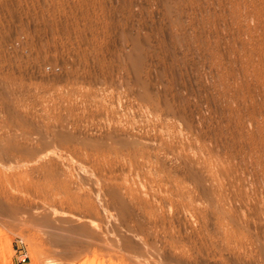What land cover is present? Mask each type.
<instances>
[{
    "label": "rangeland",
    "instance_id": "374dc122",
    "mask_svg": "<svg viewBox=\"0 0 264 264\" xmlns=\"http://www.w3.org/2000/svg\"><path fill=\"white\" fill-rule=\"evenodd\" d=\"M176 2L0 0V264H264V0Z\"/></svg>",
    "mask_w": 264,
    "mask_h": 264
},
{
    "label": "bare ground",
    "instance_id": "6f19581e",
    "mask_svg": "<svg viewBox=\"0 0 264 264\" xmlns=\"http://www.w3.org/2000/svg\"><path fill=\"white\" fill-rule=\"evenodd\" d=\"M178 4L177 2H176V0H166V5H167V7H165V8H167L166 10H167V12H169V10H171L172 9V7L174 8V6H172L171 8L169 7L170 5L169 4ZM178 6V5H177ZM179 7V6H178ZM176 8V7H175ZM177 9V8H176ZM172 12H173V10H172ZM178 12V11H177ZM170 13H171V11H170ZM175 13H176V11H175ZM181 13V12H180ZM167 15H168V13H167ZM176 15V14H175ZM174 15V16H175ZM173 16V15H172ZM182 16V15H181ZM181 30V29H180ZM181 33V32H180ZM187 33V32H186ZM179 35V34H178ZM187 36H189V35H187ZM181 37H182V35H181ZM178 38V37H177ZM176 38V39H177ZM190 38V37H189ZM178 39H180V37L178 38ZM186 40V39H185ZM185 40H184V42H185ZM193 40H194V38H193ZM180 41V40H179ZM195 41V40H194ZM177 42H178V40H177ZM193 42V41H192ZM179 44V43H178ZM183 44V43H182ZM184 48V47H183ZM186 48V47H185ZM188 48V47H187ZM135 50H136V52H135V59H134V62H133V65L135 66V68H136V66H138L139 65V63L142 61L141 59H143L142 58V52H141V49L139 48V45L137 44L136 45V48H135ZM144 57V56H143ZM136 69H138V68H136ZM23 199V198H22ZM17 209V208H16ZM31 211V210H30ZM57 211V210H56ZM59 211V210H58ZM61 211V210H60ZM34 213V212H33ZM45 213V212H44ZM57 213V212H56ZM51 214V213H50ZM49 214V215H50ZM69 214V213H68ZM37 215V214H36ZM63 215H66V213L65 214H63ZM60 216V215H59ZM45 217L46 216H44V215H41V216H35V215H30V216H28V222H25V223H29V225H32V226H34V227H36L37 228V226H46V227H48L49 228V226H50V228L52 227V229H54V228H56L57 226H55V224H54V222H56L58 219H56V218H54L55 219V221L54 222H50L51 220V218L49 219V217H51V215L47 218V219H45ZM69 217V216H68ZM23 218V217H22ZM59 218V217H58ZM65 218H67V217H65ZM63 219V218H62ZM71 219H72V217H71ZM18 220H19V218H18ZM23 220V219H22ZM47 220H49V221H47ZM68 220V219H67ZM53 221V220H52ZM58 222H59V220H58ZM69 222H71L70 220H69ZM72 223V222H71ZM58 224V223H57ZM58 225H61V222H59V224ZM64 225V224H63ZM26 226V225H25ZM31 226V227H32ZM44 226V227H45ZM64 227V226H63ZM24 228V227H23ZM33 228V227H32ZM35 228V229H36ZM38 229H39V227H38ZM45 229V231H51V230H48V229H46V228H43V230ZM57 230L58 229H60V228H56ZM62 229V228H61ZM63 230V229H62ZM66 230V229H65ZM42 231V230H41ZM68 231V230H67ZM44 232V231H43ZM59 232V231H58ZM50 233V232H49ZM55 234V233H54ZM54 234L52 235V233H51V235L52 236H54ZM48 235V234H47ZM46 235V236H47ZM50 235V234H49ZM58 237V236H57ZM47 238V237H46ZM53 238V237H52ZM39 240V239H38ZM58 241V240H57ZM56 242V241H55ZM45 243V242H44ZM58 243V242H57Z\"/></svg>",
    "mask_w": 264,
    "mask_h": 264
},
{
    "label": "built area",
    "instance_id": "2783aa9c",
    "mask_svg": "<svg viewBox=\"0 0 264 264\" xmlns=\"http://www.w3.org/2000/svg\"><path fill=\"white\" fill-rule=\"evenodd\" d=\"M18 256H19V260L22 262H24L27 257L26 254L21 253V251H19Z\"/></svg>",
    "mask_w": 264,
    "mask_h": 264
}]
</instances>
